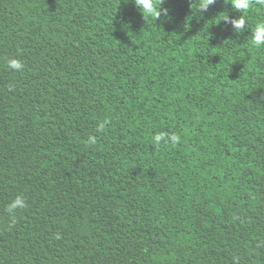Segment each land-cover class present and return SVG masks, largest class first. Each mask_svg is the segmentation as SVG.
I'll return each instance as SVG.
<instances>
[{
	"label": "trees",
	"instance_id": "16d2710c",
	"mask_svg": "<svg viewBox=\"0 0 264 264\" xmlns=\"http://www.w3.org/2000/svg\"><path fill=\"white\" fill-rule=\"evenodd\" d=\"M226 3L0 0V264H264V7Z\"/></svg>",
	"mask_w": 264,
	"mask_h": 264
},
{
	"label": "clouds",
	"instance_id": "9594fccd",
	"mask_svg": "<svg viewBox=\"0 0 264 264\" xmlns=\"http://www.w3.org/2000/svg\"><path fill=\"white\" fill-rule=\"evenodd\" d=\"M164 2L165 0H132V3L139 10L145 20L146 18H153L155 21L160 19L162 15L164 17H167L168 15V9L162 7ZM193 3H197L198 12L202 14L208 11L209 6L216 4L217 0H193ZM226 4H230L231 7L235 11L241 13V15L239 18L231 19L227 15L223 17L221 21L231 24L235 33L242 34L247 27L245 14L254 5H260L261 7H264V0H227ZM249 29H251L250 43L256 48H264V21L258 22L254 28ZM7 66L9 69L14 71L22 70L24 67L23 63L18 59L8 60ZM162 142L174 146L179 142V137L175 134L169 135L163 132L157 133L152 137V143L154 145L159 146ZM88 143L90 145L95 144L96 138L94 136H90L88 138ZM26 206L25 199L21 196H17L5 206V211L12 215L17 209H24ZM56 238H60L59 234H57Z\"/></svg>",
	"mask_w": 264,
	"mask_h": 264
}]
</instances>
